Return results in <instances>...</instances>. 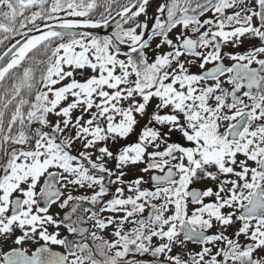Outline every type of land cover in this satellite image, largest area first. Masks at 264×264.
I'll return each mask as SVG.
<instances>
[{
	"label": "snow or ice",
	"instance_id": "6c2138e0",
	"mask_svg": "<svg viewBox=\"0 0 264 264\" xmlns=\"http://www.w3.org/2000/svg\"><path fill=\"white\" fill-rule=\"evenodd\" d=\"M0 264H264V0H0Z\"/></svg>",
	"mask_w": 264,
	"mask_h": 264
},
{
	"label": "water",
	"instance_id": "95a60500",
	"mask_svg": "<svg viewBox=\"0 0 264 264\" xmlns=\"http://www.w3.org/2000/svg\"><path fill=\"white\" fill-rule=\"evenodd\" d=\"M105 32L108 31L107 29L104 30Z\"/></svg>",
	"mask_w": 264,
	"mask_h": 264
}]
</instances>
